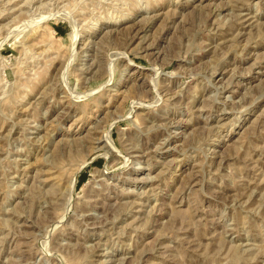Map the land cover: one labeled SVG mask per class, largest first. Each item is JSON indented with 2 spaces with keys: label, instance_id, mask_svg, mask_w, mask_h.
<instances>
[{
  "label": "rangeland",
  "instance_id": "obj_1",
  "mask_svg": "<svg viewBox=\"0 0 264 264\" xmlns=\"http://www.w3.org/2000/svg\"><path fill=\"white\" fill-rule=\"evenodd\" d=\"M0 264H264V0H0Z\"/></svg>",
  "mask_w": 264,
  "mask_h": 264
},
{
  "label": "bare ground",
  "instance_id": "obj_2",
  "mask_svg": "<svg viewBox=\"0 0 264 264\" xmlns=\"http://www.w3.org/2000/svg\"><path fill=\"white\" fill-rule=\"evenodd\" d=\"M69 182H70V188L73 187V183H74V175H72L70 178H69Z\"/></svg>",
  "mask_w": 264,
  "mask_h": 264
}]
</instances>
